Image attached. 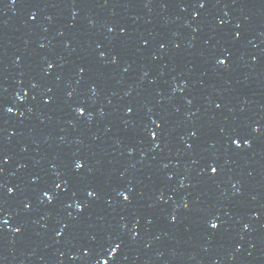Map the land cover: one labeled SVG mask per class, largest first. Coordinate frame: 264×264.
Returning a JSON list of instances; mask_svg holds the SVG:
<instances>
[{"label":"water","instance_id":"obj_1","mask_svg":"<svg viewBox=\"0 0 264 264\" xmlns=\"http://www.w3.org/2000/svg\"><path fill=\"white\" fill-rule=\"evenodd\" d=\"M0 264H264V0H0Z\"/></svg>","mask_w":264,"mask_h":264},{"label":"snow or ice","instance_id":"obj_2","mask_svg":"<svg viewBox=\"0 0 264 264\" xmlns=\"http://www.w3.org/2000/svg\"><path fill=\"white\" fill-rule=\"evenodd\" d=\"M201 7H203V4L201 5ZM220 63H224V61H222V60H221V61H220ZM81 111H83V110L81 109ZM234 142H236V141H234ZM237 143H238V142H237ZM76 167H77V169H79V168H81V167H82V165H80V164H77V165H76ZM212 171H213V172H215V171H216V169H215V168H213V169H212ZM88 195H89V196H92V195H94V193H92V192H89V193H88ZM124 198H125L126 200L128 199V197H127V196H125ZM212 227H213V228H216V227H217V225H216V224H212Z\"/></svg>","mask_w":264,"mask_h":264}]
</instances>
